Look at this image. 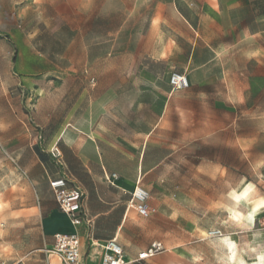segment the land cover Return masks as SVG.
Here are the masks:
<instances>
[{
	"label": "rangeland",
	"instance_id": "obj_1",
	"mask_svg": "<svg viewBox=\"0 0 264 264\" xmlns=\"http://www.w3.org/2000/svg\"><path fill=\"white\" fill-rule=\"evenodd\" d=\"M161 116L142 175L122 186L128 264H264V0H0L5 264H46L40 189L54 197L47 175L82 189L71 144H115L123 158L106 159L127 175ZM153 242L163 250L139 260Z\"/></svg>",
	"mask_w": 264,
	"mask_h": 264
},
{
	"label": "crops",
	"instance_id": "obj_2",
	"mask_svg": "<svg viewBox=\"0 0 264 264\" xmlns=\"http://www.w3.org/2000/svg\"><path fill=\"white\" fill-rule=\"evenodd\" d=\"M161 120L162 116L159 117V119L155 121L153 127L145 133L146 139L142 149L139 151L137 162L134 165V169L127 175L122 176L118 163L111 164L106 159V151H110L114 159L116 158L119 160L123 158L124 152L115 144H109L110 146L108 147L110 148L105 150L100 138H97V141L94 138H88L83 139L80 143L75 142L74 145L71 144L69 146L74 156L78 159L79 165L84 167L82 170L74 169V174L69 172V181L82 188V211L84 213V221L80 226L73 227L68 217L58 209L54 197L47 200V194L44 188L41 187L40 193L42 199L38 200V206L43 213L46 214L42 224L41 239L44 248H52L53 236L57 233H76L80 239L82 264H99L102 252L100 248L95 245L106 240L117 238V241L124 249V245L119 241V238L128 220L130 207L125 208L124 206L121 192L123 190L122 186L125 187L127 184L134 183L137 176L142 175L147 139L158 127ZM74 131L75 134L85 135H103L106 133V130L102 127L91 129L86 127H75ZM159 164L160 162L155 163L151 167V170L158 167ZM79 171H82V174H79ZM112 175H116V178H112ZM80 176L87 177L88 182L91 183V192L86 191V188L82 185L83 179H80ZM47 178L49 183L50 180L60 177L50 178L47 175ZM63 178L66 177L63 176ZM66 180L68 181L67 178ZM40 252L43 251L41 250ZM45 256L46 264H60L55 256L48 254ZM0 259L1 263L5 264L1 255Z\"/></svg>",
	"mask_w": 264,
	"mask_h": 264
},
{
	"label": "built area",
	"instance_id": "obj_3",
	"mask_svg": "<svg viewBox=\"0 0 264 264\" xmlns=\"http://www.w3.org/2000/svg\"><path fill=\"white\" fill-rule=\"evenodd\" d=\"M170 85L173 89H185L188 87V80L185 76L173 74L170 77ZM116 178V175H112ZM50 189L54 195L55 202L60 212L65 214L73 227H78L84 221L82 211L83 193L77 186L69 185L66 178L60 177L49 181ZM139 188V187H138ZM148 193L142 188H135L132 194L133 208L142 217L149 215L146 199ZM102 254L99 264H128L123 246L117 238L106 240L97 244ZM163 250L160 242H153L144 252L138 255L139 260H146ZM48 255L55 256L60 264H82L80 239L76 233H57L53 236V246ZM0 264L1 259H0Z\"/></svg>",
	"mask_w": 264,
	"mask_h": 264
},
{
	"label": "bare ground",
	"instance_id": "obj_4",
	"mask_svg": "<svg viewBox=\"0 0 264 264\" xmlns=\"http://www.w3.org/2000/svg\"><path fill=\"white\" fill-rule=\"evenodd\" d=\"M137 189L139 188L137 187ZM248 192H249V187L244 188L241 193L236 194V197H235L236 200H241L242 198L245 199L248 195Z\"/></svg>",
	"mask_w": 264,
	"mask_h": 264
},
{
	"label": "trees",
	"instance_id": "obj_5",
	"mask_svg": "<svg viewBox=\"0 0 264 264\" xmlns=\"http://www.w3.org/2000/svg\"><path fill=\"white\" fill-rule=\"evenodd\" d=\"M38 156H39V154H38ZM40 159H41V156H40Z\"/></svg>",
	"mask_w": 264,
	"mask_h": 264
}]
</instances>
